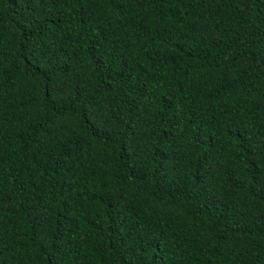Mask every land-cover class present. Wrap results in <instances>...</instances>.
I'll return each instance as SVG.
<instances>
[{
    "label": "trees",
    "instance_id": "trees-1",
    "mask_svg": "<svg viewBox=\"0 0 264 264\" xmlns=\"http://www.w3.org/2000/svg\"><path fill=\"white\" fill-rule=\"evenodd\" d=\"M0 264H264V0H0Z\"/></svg>",
    "mask_w": 264,
    "mask_h": 264
}]
</instances>
